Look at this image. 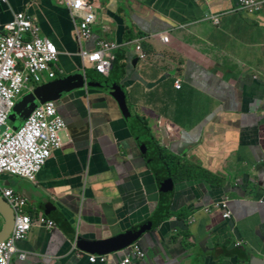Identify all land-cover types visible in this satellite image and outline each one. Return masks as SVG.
<instances>
[{
    "label": "crops",
    "instance_id": "0c3cea01",
    "mask_svg": "<svg viewBox=\"0 0 264 264\" xmlns=\"http://www.w3.org/2000/svg\"><path fill=\"white\" fill-rule=\"evenodd\" d=\"M95 1L103 11L100 23L91 40L80 42L60 0H0L1 24L27 12L61 52L56 78L46 76L50 80L25 95L69 74L84 71L88 77L86 88L64 94L58 103L67 122L64 145L36 182L1 179L30 199L31 215L56 223L52 230L34 227L17 243L26 259L15 254L13 261L92 264L89 256L100 254L86 252L83 244L145 227L135 242L146 256L133 264H264V10L235 11L238 0ZM207 13L224 14L221 24L204 20ZM167 35L170 43L162 39ZM100 41L122 45L109 76L80 55ZM139 44L146 60L139 59ZM116 85L131 116L141 117L182 163L198 167L199 177L159 189L143 155L149 137L123 115L112 94ZM224 200L231 219L218 208ZM160 206L169 216L157 224ZM4 225L0 214V232ZM126 253L106 254L104 264H117Z\"/></svg>",
    "mask_w": 264,
    "mask_h": 264
},
{
    "label": "built area",
    "instance_id": "2783aa9c",
    "mask_svg": "<svg viewBox=\"0 0 264 264\" xmlns=\"http://www.w3.org/2000/svg\"><path fill=\"white\" fill-rule=\"evenodd\" d=\"M60 4L69 8L77 25L80 42L91 40L98 21L97 2L60 0ZM263 10L264 0H238V8L235 11L255 15ZM223 15L207 13L204 20L220 25ZM162 39L170 43L169 35L162 36ZM121 48L122 45L117 42L100 41L93 50L82 49L80 55L85 64L90 62L93 65L96 72L109 76L118 61L117 52ZM137 52L139 59L148 58L141 44L137 46ZM60 55L58 46L42 36L41 27L27 12L15 15L7 24L0 23V193L11 206L15 216L11 235L0 242V264H15V254H18L22 261L26 259V253L18 250L17 243L27 239L34 227L48 230L56 227L55 221L43 214L31 215L27 211L28 198L11 187L3 186L1 179L5 176H16L31 183L36 182L38 174L53 152L60 150L64 145L61 135L67 129V122L60 114L58 103L55 101L39 104L19 128H15L10 121L14 109L26 92L33 90L36 84L43 83L46 76L56 78L54 67L59 62ZM174 87L177 90L182 89L181 79L174 82ZM165 128L166 133H170V129ZM218 208L223 211L224 219H231L232 212L227 200L220 202ZM240 245L241 243H237V246ZM126 249V256L117 264H133L135 260L141 262L146 256L137 242ZM107 259V255L89 256L92 264H104Z\"/></svg>",
    "mask_w": 264,
    "mask_h": 264
},
{
    "label": "water",
    "instance_id": "95a60500",
    "mask_svg": "<svg viewBox=\"0 0 264 264\" xmlns=\"http://www.w3.org/2000/svg\"><path fill=\"white\" fill-rule=\"evenodd\" d=\"M84 72V71H83ZM73 73L65 77L59 78L58 80L52 81L47 84L35 89V91L28 93L23 96L18 102L14 112L12 113L10 120L16 123L18 118H22L25 121L32 115L39 104H45L50 101H55L59 103L62 100L64 94L73 92L77 89H83L88 86L87 83V73ZM83 73V74H82ZM92 85V84H91ZM112 94L120 102L123 115L126 118L131 116V112L127 105L126 95L121 87V85H116L113 87ZM17 115L14 118L15 114ZM15 128H18L15 126ZM173 182L168 179L160 180L158 182L159 189H167L171 187ZM25 196V195H24ZM27 197V196H25ZM28 198V197H27ZM30 199H28L29 201ZM0 214L5 220V225L3 230L0 232V242L9 238L14 227L15 216L11 206L8 202L0 195ZM145 227H138L136 229L130 230L123 235H119L104 242H95L90 244H83L86 252L90 254H100L106 255L113 252H119L126 249L128 246L133 244L141 235L144 233ZM79 242V248L81 247ZM82 248V247H81Z\"/></svg>",
    "mask_w": 264,
    "mask_h": 264
},
{
    "label": "trees",
    "instance_id": "16d2710c",
    "mask_svg": "<svg viewBox=\"0 0 264 264\" xmlns=\"http://www.w3.org/2000/svg\"><path fill=\"white\" fill-rule=\"evenodd\" d=\"M119 60V57H118ZM134 124L142 127L149 139L143 142V155L147 159L150 167L155 171L159 181L168 179L176 182L184 179L199 177L200 169L194 165L182 163L180 157L168 152L163 148L151 134L147 123L139 116H131ZM169 216L166 206H160L156 212V222L160 224Z\"/></svg>",
    "mask_w": 264,
    "mask_h": 264
},
{
    "label": "rangeland",
    "instance_id": "374dc122",
    "mask_svg": "<svg viewBox=\"0 0 264 264\" xmlns=\"http://www.w3.org/2000/svg\"><path fill=\"white\" fill-rule=\"evenodd\" d=\"M102 12H103V11H102L101 9L98 10V14H102ZM100 17H101V15L99 16L98 21H100ZM98 21H97V24L95 25V30H96V27L98 26V24L100 23V22H98ZM88 66H91V67H92L93 65L89 62V63H88ZM46 79L50 80L49 78H46ZM48 80H47V81H48ZM14 114H15V113H14ZM16 116H17V115L15 114V115H14V118H15ZM10 121H11V120H10ZM11 122H12V121H11ZM11 122H10V123H11ZM21 123H22V122H20V123H13V122H12V124H14L16 127L21 126V125H22ZM150 125H153V121L150 123ZM151 128H152L153 130H156L157 126H156V125H155V126H151ZM153 130H152V132H153Z\"/></svg>",
    "mask_w": 264,
    "mask_h": 264
}]
</instances>
